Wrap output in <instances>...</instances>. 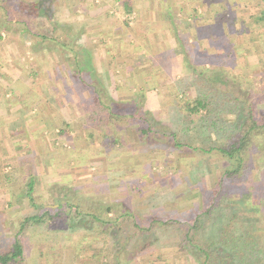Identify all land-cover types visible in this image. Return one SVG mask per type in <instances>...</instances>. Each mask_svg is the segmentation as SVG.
<instances>
[{
	"label": "rangeland",
	"instance_id": "374dc122",
	"mask_svg": "<svg viewBox=\"0 0 264 264\" xmlns=\"http://www.w3.org/2000/svg\"><path fill=\"white\" fill-rule=\"evenodd\" d=\"M19 1L8 0L6 4L11 23L0 15V45L8 47L9 41H16L13 55H19L12 61L19 63L24 74L45 79L43 85L34 86L36 93L27 84L21 85L23 94L30 97L29 104L44 95L52 101L50 105L58 104L75 129L72 133L67 128L64 133H51L54 154L50 163L39 136L35 140L39 148L31 141L33 149L15 146L12 153L1 156L0 255L11 253L19 241L22 253L9 264H38V257H42L40 264H204L203 253L182 248V228L143 235L134 220L147 223L152 218L194 214L204 202L210 203L216 180L235 162L217 152L203 155L189 150L170 151L165 140H144L136 130L142 117L153 118L158 126L179 131L186 127L183 139L189 138V143L201 147L204 134H199L198 122H181L183 115L177 107L179 99L193 98L199 89L200 81L193 74L188 55L208 80L230 81L239 89L248 86L239 81H252L256 97L249 103L255 100L254 105L264 116V22H255V18L264 19V0H199L207 4L206 9L211 8L208 4L220 2V11L215 14L223 20L206 23L205 18L193 14L191 5H197V0H192L183 10L185 19L191 15L189 27L181 32L175 28L180 24L176 18L181 16L180 11L156 6L151 0L149 5L140 0L142 4L136 6L130 0H48L40 11L49 6L50 19L23 12L18 8ZM125 1H130V7ZM142 10L143 17L138 12ZM19 20L29 25L24 37L19 32ZM172 20L178 22L176 26ZM37 33H52L61 42H38ZM44 48L53 53L45 54ZM84 48L95 53L98 66L94 72L85 65ZM229 49L234 52L231 57L222 61L220 55L216 56ZM36 68H44V72ZM63 70L69 85L57 81ZM29 77L26 79L31 82L33 76ZM47 79L55 81L54 88L46 85ZM97 80L103 87H99L101 96L87 86ZM250 96L249 90L248 100ZM111 98L131 107L121 105L125 110L119 112V118H112L101 103ZM23 132L15 137H32L31 132ZM258 158L255 156L249 172L250 194L243 197V202L239 197L242 191L232 189L225 195L223 205H229L219 209V217L217 214L204 222V241L216 240L210 227L214 223V227L219 226L220 217L230 219L234 209L229 206L240 202L242 219L237 224L252 231L251 223L258 222L256 232L261 235L264 250V198L255 182L261 172ZM30 177L34 202L41 208L36 209L28 198ZM64 193L74 195L73 201L84 210L98 211L102 207L101 215L111 222L102 227L96 224L89 231L63 229L61 221H68L70 214L62 210L60 221L49 220L46 209L56 211V201ZM35 214L43 218L24 222ZM78 221L81 224L85 220ZM59 233L62 246L55 236ZM152 239L156 240L147 245Z\"/></svg>",
	"mask_w": 264,
	"mask_h": 264
},
{
	"label": "trees",
	"instance_id": "16d2710c",
	"mask_svg": "<svg viewBox=\"0 0 264 264\" xmlns=\"http://www.w3.org/2000/svg\"><path fill=\"white\" fill-rule=\"evenodd\" d=\"M47 1L48 0H33L27 2L20 0L18 8L23 12H28V14H33L38 17L44 16L50 19L49 6L45 7L44 12L40 11ZM129 2L130 1H125L124 4L130 7ZM7 3L8 0H2V4H0V15L4 21L11 23V19H8L10 10L8 6H6ZM233 19L229 21L231 24L234 22ZM17 23L22 25L20 28L21 34H27L30 29L26 21L19 20ZM5 24H3L4 27ZM172 24L173 26L177 25L175 20H172ZM229 28L231 27L229 26ZM55 31L56 28L54 27L52 33ZM242 31H245V29H242ZM52 33L48 35L37 33L36 35L39 36L38 42H47L49 40L58 43L61 42L60 37ZM233 54V50L229 49L220 54L216 53V56L220 55L223 61V59H227L226 56L231 57ZM220 58L217 57V60H220ZM187 59L188 63L193 67L194 76L198 79L197 81H200L199 89H197L195 97H184L183 99H179L177 107L179 112L183 115L181 122L184 120L191 121V123L195 121L198 122L199 126H196V128L200 130L199 134L200 132L204 134H200L204 137L201 147H196L192 143H189V138L183 139V136L185 137L183 128L186 127H182L179 131L177 128L173 127H162L163 125L161 126V124L158 126V122L154 121L153 118L148 119L142 117L136 131L139 132V135L144 140L157 142L165 140L166 143L168 142V147L171 148L170 151L189 150L194 153L201 152L203 155L217 152L224 158L233 160L235 165L222 172L216 180L215 193L213 197L209 198L210 203L209 201L206 203L204 202L202 209L197 210L194 214L188 217L178 214L169 217L152 218L147 223H141L139 219L135 217V224L143 235L153 232L156 233L158 230H166V228L171 227L182 228V248H188L189 250L196 249L203 253L205 256L204 264H264V250H262L261 235L256 232L258 231V222L254 220L251 223L253 227L252 231H246L240 224H237L242 215L240 211L242 209V207H240V202H243V197H246L249 193L247 183L252 180L249 177V172L251 170V165L254 166L253 162L255 156L259 157V164L261 165L260 177L256 179L255 182L257 186L261 188V195L264 198V116L258 111L257 106L254 105L256 104L255 100L252 104L249 103L256 97L255 88L252 86L253 82L239 81L242 86L247 84V88H249L240 87L239 89L238 85L231 84L230 81H225L223 83V81L215 82L208 80L206 75L204 77V72H201L192 65V58L189 55ZM219 64L222 63L219 62ZM262 67L264 76V63ZM87 86H91L90 88H93L94 93L101 96L102 92L99 88L100 85L98 80L95 81V83H88ZM249 90L251 100H248ZM101 103L112 118H119V112L125 110V107H131V105L122 104L113 98L107 101H101ZM137 105L138 104H136V106ZM132 107L135 106L132 105ZM148 114H150V112ZM232 114L233 116H231ZM186 130L188 129L186 128L185 131ZM60 132L64 133L65 130L62 129ZM29 188L27 193L28 198L31 204L37 209L40 205L34 202L35 198L32 194L33 180L29 183ZM232 189L242 191V195L239 196L242 200L238 203H232L229 206L234 209V213L230 219L224 217L225 220H222L223 217H220L219 220L221 222L219 226L214 227L216 225L214 223L210 227L212 229L211 232L216 235V240L213 241V243L209 240L204 241V222L208 219L212 220L217 214V217H219V209H225L229 205H223V200L227 198L225 195ZM73 197L74 195L64 193L63 197L56 201V211L53 212L51 210L52 207L50 209L47 208L49 220L56 218V221H60L61 219H58V216L60 212L64 210L70 214L68 217H71L68 221H61L63 223V229H85L89 231L94 229L96 224L102 227L111 222L110 219L101 215L100 211L102 207H99L98 211L84 210L73 201ZM259 202L261 203L262 201ZM257 208L259 207L257 206ZM72 209H74L75 212H73ZM108 209H110V207ZM42 216L43 215L35 214L25 219L24 222L28 223L32 221V223H34L35 219L40 220L43 218ZM246 217L247 216L243 218ZM78 220H85L86 223L82 221L80 224ZM155 240L152 239L146 244L149 245ZM145 247L147 246L145 245ZM145 247L137 250L136 253H140ZM20 253H22V247L20 242L16 241L11 253L0 255V264H9Z\"/></svg>",
	"mask_w": 264,
	"mask_h": 264
},
{
	"label": "crops",
	"instance_id": "0c3cea01",
	"mask_svg": "<svg viewBox=\"0 0 264 264\" xmlns=\"http://www.w3.org/2000/svg\"><path fill=\"white\" fill-rule=\"evenodd\" d=\"M130 1H132L134 6H136L137 4L138 5L142 4L140 0H130ZM145 1H146V5L151 4L149 3V0H144V3ZM151 1L154 2L156 6L164 7L167 10L173 11L174 9L175 12L180 11L181 16L179 15V17L178 16L176 17L178 19V22H180V24H178L176 27L179 29V32L183 30L182 28H187V26L189 27L190 21H188V19H190L189 17L191 15H189L188 18L185 19L183 17L184 16L183 10H186V7H188L187 5L192 0H151ZM198 2L199 0H197V5L195 4V2H193V4L191 5L192 12L195 16H197L198 18L199 17H203V19L205 18V23L211 22L212 20H215V19L223 20L222 19L223 16L220 17L219 15L217 16L215 14L217 11H220L219 9L220 6H218L220 5V2H217V3L213 2V4H210V5L208 4V7H211V8H207V9L205 8V5L207 4L205 3L200 4ZM164 8H162L161 11L162 10L165 11ZM211 11H213V14H214L212 16H210ZM138 12H139V15L143 17V10L141 12L140 11ZM167 14L171 17V14L169 13V11H167ZM211 17H213V19H211ZM208 18L209 20L207 21ZM255 19H256L255 22L257 23L264 22V19L262 20L260 19V17L255 18ZM178 22L176 21V23ZM182 22H186V24L183 25ZM200 22H203V20H201ZM19 32L22 33L20 30ZM25 35L21 34V36L23 37ZM1 41L2 40H0V42ZM9 42L11 43L9 44L10 46L7 45L9 49L8 47L2 46L3 45L2 43L0 45L1 46L0 47V135H1L0 137V150H1L0 158L3 157L2 155H5L4 157H6L8 154H10L9 152L12 153V150L13 149L15 150V146L20 149H24V148L28 149V147L33 149L30 142L32 141L37 146V143L35 140L38 141L39 139H41V141L43 142L45 146V149L48 150L47 158L49 159V163H50V161H52L53 154H54L53 150H51L53 148L50 142L52 138V136H50L51 133H57L58 131L62 129L65 130L66 128L68 129L69 133H72V131L75 129L74 125L72 121L67 119L63 111L58 108L57 106L58 104L56 105V103L55 104L53 103L52 105H50L49 103H51L52 101L47 100V98L44 95L40 96V100L37 99L35 102H32L31 104H29L30 97L28 96L26 97V95L23 94L21 85L27 84V87H30L31 91H33V93H36V91H34L35 90L34 86L41 85L45 79L40 78L42 75L37 76L34 74H30V73L29 75L24 74L22 70L23 68L20 69L19 67L20 66L19 63L12 61L13 60L12 57L14 56L18 57L19 55V54L13 55V52H14L13 48L14 47L16 48V46H13V45L15 44L16 41L14 42V40L12 39V41H9ZM43 52L46 54L48 52H52V50H50L49 48H44ZM94 54L95 53L93 51H89L88 49H85V55H87V63L85 65L90 67L91 71L93 70L92 72L97 70V66H98L96 62L97 59L94 56ZM36 69L40 71V73L44 72V68H41V69L36 68ZM64 71L66 70H63L60 72V74H58L59 77L57 78L58 79L57 81L59 82L61 80L63 85H67L69 81L63 78ZM29 76H33V77L37 76V79L35 77L34 78L32 77V80L30 82L28 81V79L30 78ZM47 81L48 83L46 85L48 86L50 85L51 87L53 86V88L55 87L54 80L47 79ZM98 82H99L100 87L103 88L101 86L102 84L100 83L101 81L98 80ZM69 84L70 82L68 83V85ZM22 130L25 133L27 131H28L27 133L31 132L32 137L31 136H26V138L24 137L17 138V136L15 137V134L23 132ZM33 136L35 138L39 136V139L38 137L37 139H35ZM23 141L25 142L22 145L21 143ZM37 148L39 147L37 146ZM30 178L31 180L33 179V177H30ZM55 236L58 237L59 241H57V243L59 242V246L60 245L62 246L64 244L63 243L64 241L62 240V234L59 233V234H56ZM86 258L89 259L90 261L94 259V257H86ZM37 260H38V264H40V262L42 263V257H38Z\"/></svg>",
	"mask_w": 264,
	"mask_h": 264
}]
</instances>
